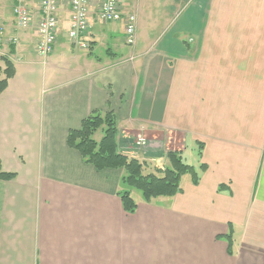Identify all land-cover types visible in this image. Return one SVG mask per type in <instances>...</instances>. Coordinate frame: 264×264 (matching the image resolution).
Segmentation results:
<instances>
[{
    "label": "crops",
    "instance_id": "crops-1",
    "mask_svg": "<svg viewBox=\"0 0 264 264\" xmlns=\"http://www.w3.org/2000/svg\"><path fill=\"white\" fill-rule=\"evenodd\" d=\"M27 2L19 28L13 0H0V70L14 67L0 92V169L14 173L0 178V264H264V0H189L130 50L123 29L97 20L90 49L72 45L64 3L45 57L39 3ZM120 3L129 14L140 0ZM102 36L111 45L93 52ZM108 111L120 152L161 174L177 151L197 182L186 173L178 193L149 201L131 189L126 211L124 170H97L66 143Z\"/></svg>",
    "mask_w": 264,
    "mask_h": 264
},
{
    "label": "trees",
    "instance_id": "trees-1",
    "mask_svg": "<svg viewBox=\"0 0 264 264\" xmlns=\"http://www.w3.org/2000/svg\"><path fill=\"white\" fill-rule=\"evenodd\" d=\"M0 92L6 87L7 80L14 74V67L10 61H5V68L0 70ZM104 125L102 135L96 140L93 135ZM118 129L112 111L104 114L93 112L86 116L79 127L67 131L66 143L80 153L83 160L93 165L97 170L106 168H122L121 176L123 188L118 192L123 207L132 213L137 203L131 195V189L141 192L145 201L153 197L172 196L180 191L181 176L188 173L192 181L197 182V174L192 165L183 162L177 151L167 152L170 166L163 169L161 174L145 172L146 161L130 157L118 150ZM14 173H5L0 169V178H10ZM230 235L227 237L229 238ZM230 240V238H229Z\"/></svg>",
    "mask_w": 264,
    "mask_h": 264
},
{
    "label": "built area",
    "instance_id": "built-area-1",
    "mask_svg": "<svg viewBox=\"0 0 264 264\" xmlns=\"http://www.w3.org/2000/svg\"><path fill=\"white\" fill-rule=\"evenodd\" d=\"M39 18L35 24L37 31L36 52L49 55L54 47L58 28V9L61 4L69 7L70 21L67 35L72 45L89 50L91 41L87 35L94 21L123 23V36L126 44L135 42V15L123 13L120 0H38ZM13 14L16 26L26 28L32 22L31 9L27 0H13ZM15 40V39H14ZM146 138L142 134L135 136V144L142 145Z\"/></svg>",
    "mask_w": 264,
    "mask_h": 264
},
{
    "label": "rangeland",
    "instance_id": "rangeland-1",
    "mask_svg": "<svg viewBox=\"0 0 264 264\" xmlns=\"http://www.w3.org/2000/svg\"><path fill=\"white\" fill-rule=\"evenodd\" d=\"M172 1L173 0H140L139 5L131 10V13L133 15H135L136 38H137V31L139 29H140V33L142 32V34H144L146 31H149V29L150 30H152V29H167V28L170 29L174 25V23H173V25L170 26L169 16L172 15L175 11L180 10V8L183 9V7H185L188 4L189 0H177L176 6L170 8ZM174 3H175V0H174ZM164 18H167V22H166V20H164ZM92 29H107L109 31H114V32L118 33V31H116L115 29H120V31H121V29H123V23L120 21L119 22L118 21H109V22H104L103 24L98 22V24H94ZM110 40L111 39L109 37L102 36V42L99 43V41L97 40V42H96L97 45L94 46L93 52L100 51V50L102 52V50H104L106 46L111 45ZM122 40L124 41L123 37H122ZM126 45H128V46L127 47L124 46L123 47L124 49H126V50L132 49V47H130L131 45H129V44H126ZM82 50H84V49H82ZM39 60H40V58H39ZM39 67L41 68L42 66L39 64ZM102 129H104V125L102 126V128L100 127L95 132L93 137L96 140H98L100 138V136L102 135ZM174 139L171 140V144L169 145L172 149L174 148L172 146L178 145V143L180 141V139H178L176 137ZM165 150H166V146H165ZM160 160L161 159L156 160V163L159 162ZM140 161H141V159H140ZM144 171L145 172H152V166H150V165L146 166Z\"/></svg>",
    "mask_w": 264,
    "mask_h": 264
}]
</instances>
